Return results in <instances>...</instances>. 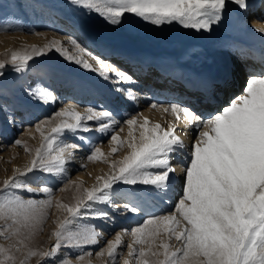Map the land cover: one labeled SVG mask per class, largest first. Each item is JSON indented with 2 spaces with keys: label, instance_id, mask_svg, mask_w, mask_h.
<instances>
[{
  "label": "snow or ice",
  "instance_id": "snow-or-ice-1",
  "mask_svg": "<svg viewBox=\"0 0 264 264\" xmlns=\"http://www.w3.org/2000/svg\"><path fill=\"white\" fill-rule=\"evenodd\" d=\"M70 3L98 15L107 24L121 25L134 16L156 28L179 25L197 33H211L224 20L230 5L243 11L248 0H70ZM261 23H264L262 18ZM264 34V27L254 28ZM42 35L40 32L33 33ZM78 53L85 50L73 37L66 38ZM55 51L68 62L97 72L113 85V91L125 100L135 102L139 83L135 73L95 57L99 68L82 57L69 53L60 41L52 40L44 47L30 46L23 53L13 51L0 60V76L7 66L17 73L27 70L29 62ZM114 74V75H110ZM26 96L42 104L56 103L54 91L37 84L24 90ZM67 103L51 117L30 127L40 131L42 143L35 150L25 141L13 144L24 147L32 156L23 169L15 168L11 177L0 182V264H57L62 250L103 246L95 253L101 264H264V73L249 75L242 94L227 101L215 113L204 116L198 110L179 101H154L149 110H158L173 117L172 121L150 122L139 113L121 121L109 108ZM8 111L7 124L15 125L14 110ZM183 124L184 129L179 125ZM123 125L128 136L122 138ZM47 126L50 133L42 129ZM191 128L190 149L184 136ZM71 133L84 145L88 133L108 135L111 153L126 149L108 178L85 189L67 175L68 165L75 161L82 144L61 142L64 133ZM138 132L139 135L135 133ZM55 145V147H54ZM187 150V156L183 155ZM103 156L99 145L90 147L88 160ZM107 162V161H105ZM41 172L60 177L65 187L74 185L79 195L70 203L57 200L48 186L32 188L28 174ZM180 178L179 195L172 211L150 216L145 223L132 229H122L114 239L93 220L109 221L112 216L100 208L106 204L114 211L119 205L113 197L120 187L143 189L161 200L170 196L174 181ZM25 194H29L26 195ZM37 194L46 198L36 199ZM55 208L62 215L53 221L47 247L37 238L51 220ZM124 210L138 214V204H124ZM131 237L125 244L124 237ZM127 249L125 256L121 246ZM92 251L77 255L76 264H92ZM88 258L87 260L85 258ZM58 264H73L65 257Z\"/></svg>",
  "mask_w": 264,
  "mask_h": 264
},
{
  "label": "rangeland",
  "instance_id": "rangeland-1",
  "mask_svg": "<svg viewBox=\"0 0 264 264\" xmlns=\"http://www.w3.org/2000/svg\"><path fill=\"white\" fill-rule=\"evenodd\" d=\"M0 4L4 5V8L6 7L7 9H3L0 11V36H3L0 38V47H2L0 49V56H3L5 53L7 54V52L11 54V52L14 51L13 49L7 51V49L9 48L5 47V41L3 40L6 39L11 42L13 40L11 36L13 35L38 36L39 39L47 38L48 44H50V39L56 40L53 35L58 37L64 35L61 38L65 39L69 36L72 37L74 33H72L71 31H73L75 27L76 30L82 32V35L80 34V36L79 34L75 35L76 40L78 42H81L85 47V58L91 60V64L93 65H96L95 57H97L100 52L104 51L111 52L115 55L123 54L131 58L137 57L145 62L150 63L158 62L161 60L180 61V63H182L183 65L197 66V68L199 69L204 65V63L208 66L213 65V58L209 55L210 53H208V46L218 44L222 48L223 46L226 47L227 45L229 47H232L233 31L236 29L232 20V16L236 15V17H239L238 11H235L237 10V7L236 9H233L232 5H230L229 10L225 13V17L222 23L219 26H215L211 33H197L192 30H185L179 25L156 28L134 16H128L127 19L119 26H112L110 24H107L98 15L89 14L87 10L71 4L70 0H0ZM61 20L70 22H68L70 30L65 32L64 30H59L60 33H58L55 27L58 26L57 28L60 29L58 21ZM53 28L56 30V32ZM35 32H40L42 33V35L33 34ZM56 33H58L59 35ZM44 34H50V36L52 34V38L46 37L44 36ZM65 46L68 48L70 54L77 55L76 51H74L73 46H71L70 43L66 44ZM29 47L30 46H24L16 52L23 53V51ZM190 50L195 51L192 52V55L188 56V58H184V55H186V53H188ZM194 53H198V55H195ZM215 58L220 60L219 62H223L220 56L218 57L217 55L215 56ZM0 60H5V58L0 57ZM41 65L46 71L45 74L50 77H53V75L58 72L61 77H66V75H68L70 77L80 78L84 81H92L91 74L85 73L86 71H84L82 68H78V65L72 62H68L62 55L55 51H52L47 56L35 58L33 61H30L27 70L23 72L17 73L11 66H7L3 70L4 74L0 76V85H2L3 88L11 90L14 83H16L19 78H26L29 73H31L37 66ZM32 76L33 78L31 84L34 82V79L37 80V78H34L36 77V74H32ZM150 79L152 78L150 77ZM244 88L245 86L242 85V89L240 91L235 92L231 97L227 99L225 98V103L223 100V103H220V107L225 106L226 101H229L233 97L238 96ZM75 91L76 89H73L69 91V95H67L65 98L63 97L62 100L59 99L58 103H60V106H63V103H65L64 101L68 103L73 102L75 100ZM20 99L22 102L20 101ZM17 101L19 104H21V106H23V108H25L26 104L28 105V102L23 98H19ZM73 103L80 105L81 110L83 111V107L90 105L92 103V100L89 99L87 104L85 105L80 101H74ZM0 104V107L5 105L4 103ZM8 104L7 107H11L10 103ZM36 108H40L39 111L41 110L37 113L39 117L37 116L33 121L26 125V127H29H24L25 130L23 132H18L17 137L15 133L12 139L10 138L9 140H6L9 141V143L6 142L5 145V158H2V161L0 160V182L8 177H11L15 168L23 169L27 164H29L32 159V156L28 151L24 149V147L16 146L13 144L14 140H22L25 135H27L28 129L31 131L35 129L33 135V137L35 138L30 143L26 142V144L31 150H35L36 148H39L41 146L42 136L40 131H37L35 127L30 126H33L37 123V121H43L45 118L50 116L44 115L43 111L46 108V104L38 105ZM5 112L1 111V117H3L1 119H5L7 117L8 113ZM123 127L125 128L124 131H126L127 126L123 125ZM42 131L45 135H48L50 133V128L45 126ZM66 133L69 134L70 137H74L71 133ZM69 142H74V140L71 138L66 139L65 143ZM109 145V137L106 136V140L103 141L102 147H105L104 149L106 151ZM90 146L92 147L95 145H88L89 149ZM126 151V149H121L118 153L114 154H109L108 152L104 153L100 159L95 160L91 163L86 162L84 156L77 157L75 160L78 162V164H82L84 168L71 169L70 173L67 175L71 180L76 181L77 185H82L85 189H91L94 185L103 182L102 180H98V177H103L106 179L113 173L114 169L110 166V162L113 160L119 161L120 158H122V156L126 154ZM76 156H79V154H76ZM89 163L91 164V166ZM80 173L84 174V181L76 179L77 175ZM26 181L32 188L48 186L54 191L59 188H64V191H55V195L57 200H63L65 203L72 202L73 198L80 194L76 186L69 184L67 185V187H65L63 180L60 177L52 174L33 172L28 174ZM118 194L122 195L123 198L121 200H118V198H116ZM138 194L139 195L135 197V194L133 195V190L126 186L118 188L116 196L113 197V202L119 205L121 211L119 210L118 213L108 205L102 204L100 205V208L104 211H108L112 216V219L109 221L93 220L90 221V223H94L100 229H102L105 233L106 239H109V235H112L110 236V238H113L116 233L120 232L122 229H125L124 226L127 225L128 221L129 225H127V229H132L138 225H142L143 223H145L147 218L141 217L139 222L134 225L132 224V218L134 214L131 212L125 213V211L121 208L124 203L129 202L130 204H132L133 202H139L141 194ZM25 195L27 198V195L29 194ZM152 196L154 195L148 194L147 200L150 197V199H152ZM35 198L43 199L46 198V195L37 194ZM130 198H132V200ZM157 199L158 197L154 196L153 200L156 204H158ZM51 213V220L48 221L44 229V233L37 238L38 242H44V244L42 245L44 247H47L48 235L50 230L54 226L53 221H55L57 217L62 215L61 211L55 208L51 210ZM124 213L127 215L125 217H122L121 215ZM112 223H117L118 228L113 232L110 231L109 233H107L105 227L109 225L111 226ZM101 246H103V242L100 246L85 247L84 249L65 248L62 250L61 255L57 257V264L59 262V259L65 257L71 259L73 264H76L77 255L83 254L87 251L93 252V256L91 257L92 264H101V260L95 255V253L99 251V248ZM120 250L123 251L124 254H126L127 252V249L124 246H122ZM85 259L87 260L88 258L86 257ZM32 264H36L35 258H33Z\"/></svg>",
  "mask_w": 264,
  "mask_h": 264
},
{
  "label": "bare ground",
  "instance_id": "bare-ground-1",
  "mask_svg": "<svg viewBox=\"0 0 264 264\" xmlns=\"http://www.w3.org/2000/svg\"><path fill=\"white\" fill-rule=\"evenodd\" d=\"M248 3H249V8L247 11H243L237 7V10L235 11H238L239 17H236V15L232 16V20L236 27V29L233 31L232 47H229L227 44H226L227 46L226 47L223 46V48L220 47V45L218 44L208 46L207 49L209 51L208 50L207 51L208 53H210L209 55L212 56L213 58L212 60L213 65L208 66L207 64L204 63V65L199 69L197 68V66L183 65L182 63H180V61L161 60L158 62L150 63V62H145L137 57L131 58L123 54L115 55L111 52H105V51L100 52L98 56L104 59L105 61L116 64L119 67H122L124 69L129 70L130 72L135 73L136 79L139 81L137 85L131 86L126 83L120 85L121 87L124 88L133 87V90L136 93H138V98L135 102L131 100H125L121 95L113 91V85L110 82L100 77L97 72L84 69L81 65H78V68H82L84 71H86L85 73L91 74L92 81H84L81 80L80 78L70 77L68 75H66V77H61L58 72H56L53 75V77H50L45 74L46 71L44 67L41 65V66H37L31 73H29V75L27 74L28 76L26 78L24 79L19 78V80L16 83H14L13 88L11 87L12 88L11 90L3 88L2 85H0V103L5 104L1 107L7 110H14L16 113L19 114L17 116L16 124L10 125L7 124L6 118L1 119L3 117H1L2 113L0 111V160L2 158H5L4 155L5 154L4 151L6 150L5 145L6 142L9 143V141L6 140H9L10 138L12 139L15 133L17 137L18 132H23L25 130L24 127H26V125H28L31 121H33L37 116L39 117L37 113L40 112L41 110L39 111L40 108H36V107L38 105H41L42 103L29 99L24 91L29 87H35L37 84L54 91L56 95L57 98L56 103L46 104V108L43 111L45 116L49 115L50 117L54 112H56L58 108L61 107L60 103H58L59 99L62 100L63 97L65 98L67 95H69V91L73 89H76L74 101L83 102V104L85 105L90 99L92 100V103L90 104L91 106L99 107L102 105L105 108H109L121 121L127 119L129 116L138 115L139 113H143V115L147 116L150 122L153 123L160 122L163 125L166 121H172L173 117L171 115L163 114L155 109L149 110L148 108V105L150 103L154 101L164 102L166 98H168L167 102L178 101L177 99L183 98V101L182 102L179 101V102L198 110V112L203 114L204 116L215 113L220 108V103H223V100L225 103V100L227 98L231 97L232 94L242 89V85L246 86L249 75L252 74L259 75L261 73H264V67H263L264 66V34H261L253 30L254 28L264 27V23H261L262 18H264V0H248ZM232 8L236 9V6L232 5ZM3 9L7 10L6 7L4 8V5L0 4V11ZM68 22L69 21L66 20L58 21V25L60 26V29L57 28L58 26L55 27L58 33H60L59 30H64V32L70 30ZM71 32L74 33L72 37L75 39H76L75 35L78 34L79 36L80 34L82 35V32L76 30L75 27L74 30ZM44 36L52 38V34L51 36L50 34H44ZM53 36L56 38L57 41H60L62 44L66 45L70 43L67 39L61 38L64 35H62L61 37L55 35ZM1 37L3 36H0V38ZM11 38L13 39L11 42H9L6 39H3L5 41L4 42L5 47L9 48L7 49V51L11 49L17 51L24 46L44 47L45 45H48L47 38L39 39L38 36L13 35L11 36ZM50 41L52 40L50 39ZM79 43L81 44L82 48L85 50V47L82 45V43L81 42ZM1 48L2 47H0V49ZM73 49L74 51H76L78 58L82 57L83 59L91 63V60L85 58V53H86L85 51L82 53H78V50H76L74 46ZM194 51L195 50L193 51L190 50L188 53H186V55H184L185 56L184 58H188V56L192 55V52ZM194 54L198 55V53H194ZM10 55L11 54L7 52V54L5 53L3 56L0 57L7 59ZM217 55L218 57L219 56L221 57V60L223 62H219L220 60L215 58V56ZM95 64L96 65H93L94 67L96 68L100 67V65H98L97 63ZM243 65H245V68ZM32 74L33 75L36 74V77L34 78H37V80L34 79V82L31 84L33 78ZM110 75H114V74L110 73ZM148 76L152 78V82H150V84H148L149 83ZM205 77L206 78L209 77L210 79L211 77L214 78L217 77L216 80L218 81L221 80V84H219L218 86H214V88L212 87V89L204 88L205 86H203L202 88L200 87V89L203 90L205 94L196 95V96L190 95V93H187V91L184 90V88L188 85L187 82L192 81L195 86H198L200 80L204 79ZM158 79L170 80L171 82L169 81L168 83H166L167 86L159 87V85L156 86L155 84V82ZM171 87H173L172 88L173 90L170 89ZM243 91H241L240 94H242ZM173 95L177 97L174 98L171 97ZM19 98H23L28 102V105L26 104L25 108H23V106H21V104L18 103L17 100ZM149 98H151L152 100H150ZM171 98L172 100H170ZM215 100L219 104L213 105L211 103L212 101ZM64 102L65 103H63V105L68 103L66 101ZM8 103H10L11 107H7ZM79 110L82 111L81 107ZM6 112L8 113V111ZM179 128L184 129V125L180 124ZM34 131L35 129L33 131L28 129L27 135H25V137L22 140L30 143L35 138L33 137ZM186 131L189 133L188 136H184L182 131L180 132V134L182 136V139L185 140L186 144L189 145V149H190V137L193 135V131L191 128L186 129ZM128 132H129V128L127 126L126 131L121 132L120 136L124 138L127 136ZM135 134L139 135L138 132ZM85 135H87L89 138V143L87 145H84L81 141L77 140L76 137H70V135L67 134L66 132L64 133L63 137L60 138V140L61 142H65L66 139L71 138L74 140V142L76 141L77 143H81L82 147L81 149L77 150L76 154H79V156H76V158L84 156L86 162H90V163L94 162L86 158L89 154L88 145H99L101 148V152L103 154L107 152L109 154L111 153V147L113 145L110 144L109 147L106 149V151L104 149L105 147L104 148L102 147L103 141L106 140V136L108 135H101L98 132H92ZM183 155L187 156V150ZM74 168L81 169L84 167L82 166V164H78V162L75 160L74 162L68 165L67 174H69L70 170ZM76 179L80 181L82 180L84 181L85 179L84 174L83 173L78 174ZM181 183L182 181L178 177L174 181V187L172 189V193L170 194V196L164 200L158 198L157 199L158 204L154 203L153 200L154 196H152L153 197L152 199H150L151 198L150 197L147 200L148 194L143 189L133 190V195L135 194V197L139 195L138 193L141 194V197L139 202L137 203L131 202V203L138 204L139 207L141 208V211L138 214H134L132 218L133 221L132 224L134 225L137 224L141 217L148 219L150 216L159 215L172 211L176 197L179 195L180 192ZM116 198H118V200H121L123 197L121 194H118ZM132 198L130 199L132 200ZM121 208L122 210H124V205ZM125 213L122 214L121 216L125 217L127 215ZM127 225H129V221L127 222ZM127 225L124 226L125 229L128 228ZM117 228H118L117 223H112L111 226L109 225L105 227L107 233H109L110 231L113 232ZM110 236L112 235H109V240L115 238V236L113 238H110ZM124 241L125 243H129L131 241V237L125 236Z\"/></svg>",
  "mask_w": 264,
  "mask_h": 264
}]
</instances>
